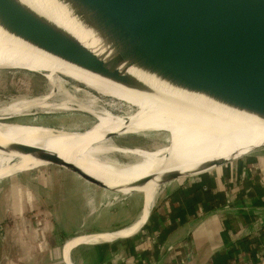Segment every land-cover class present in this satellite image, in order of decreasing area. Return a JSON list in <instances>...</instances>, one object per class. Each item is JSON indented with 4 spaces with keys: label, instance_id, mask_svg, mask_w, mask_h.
I'll return each instance as SVG.
<instances>
[{
    "label": "bare ground",
    "instance_id": "obj_1",
    "mask_svg": "<svg viewBox=\"0 0 264 264\" xmlns=\"http://www.w3.org/2000/svg\"><path fill=\"white\" fill-rule=\"evenodd\" d=\"M4 1V4L14 6L32 21H48L58 26L101 60L107 62L113 57L114 53L99 35L92 28L84 25L81 19L60 0ZM1 29L0 69H23L42 74L50 86V92L43 97L13 102L0 111V143L22 145L58 154L68 162L79 165L85 172L106 183L109 187L119 189L117 194L122 196L129 195L135 190L137 192L135 194L156 190L151 195L148 204L145 196L147 208L141 216V220H145L143 224L136 227L139 220L131 228L116 234H101L91 238L75 239L67 245V254L71 247L78 243L110 241L136 233L146 223L149 211L158 195L157 182L160 176L174 171L190 172L202 164L216 160H228L233 156L247 153L253 148L264 145L263 120L226 107L203 95L168 84L150 71H146L143 65H134L130 62L123 64L118 69L120 74L118 78L130 81L129 85L123 86L116 82L118 78L111 81L63 63L8 36ZM62 78L70 79L85 86V89L88 88L96 92L100 97L110 99L115 106L124 104V113L113 115L109 113L110 111H95L93 106L98 105L100 100H92L91 106L87 108L80 105L79 111L88 113L104 122L102 129L94 134L1 123L14 116L30 115L33 111L42 113L74 111L75 106L71 100L53 102V99L59 94L60 84L63 83ZM75 92L80 93L81 91L76 90ZM135 111H138V115L132 119L131 116ZM113 124L136 131L157 134L172 133L180 140L172 146L155 148L151 151L121 149L112 143L109 144L110 136H124L112 134L109 131ZM124 128L119 129L127 131ZM103 151L117 152L134 158L135 161L126 165L111 162L102 163L97 161L94 156ZM18 161L20 162L16 164ZM45 165L29 156L16 153L5 154L0 151V180ZM115 166L122 173L137 172L136 175L134 174L135 176H140L141 172H150L155 180L140 189L128 190L123 186L130 184L121 183L122 181L114 180L108 176L107 171L111 174L115 173L113 169ZM117 177L121 178L122 176L119 174ZM135 182L137 181L131 182V184Z\"/></svg>",
    "mask_w": 264,
    "mask_h": 264
},
{
    "label": "water",
    "instance_id": "obj_2",
    "mask_svg": "<svg viewBox=\"0 0 264 264\" xmlns=\"http://www.w3.org/2000/svg\"><path fill=\"white\" fill-rule=\"evenodd\" d=\"M60 1L99 35L114 53L112 58L107 62L101 60L58 26L32 21L14 6L4 4V0H0V29L63 63L111 81L120 76L118 69L123 64L143 65L168 84L264 121V0ZM116 82L130 84L124 78ZM4 121L1 123L14 125ZM262 150L264 145L228 160L202 164L190 172L166 173L158 178L157 185L160 189L182 179L199 177ZM0 151L32 157L97 188L119 191L58 154L1 143ZM154 180L155 177L144 178L123 188L140 189ZM145 203L144 198L142 214Z\"/></svg>",
    "mask_w": 264,
    "mask_h": 264
},
{
    "label": "crops",
    "instance_id": "obj_3",
    "mask_svg": "<svg viewBox=\"0 0 264 264\" xmlns=\"http://www.w3.org/2000/svg\"><path fill=\"white\" fill-rule=\"evenodd\" d=\"M25 173L0 180V264H264V150L168 184L137 234L68 254L90 235L54 225L46 181Z\"/></svg>",
    "mask_w": 264,
    "mask_h": 264
},
{
    "label": "rangeland",
    "instance_id": "obj_4",
    "mask_svg": "<svg viewBox=\"0 0 264 264\" xmlns=\"http://www.w3.org/2000/svg\"><path fill=\"white\" fill-rule=\"evenodd\" d=\"M62 80L63 83L60 84L59 94L53 99V102L59 103L62 100H71L75 106L74 111L43 113L33 111L30 115L14 116L4 122L50 127L82 134H94L102 129V123L104 122L88 113L79 111L80 105L87 108L91 106L90 102L92 100H100L101 102L98 105L93 106L95 111H110L109 113L113 115L124 113V104L115 106L110 99L100 97L96 92L88 88L85 89V86L81 84L67 78H62ZM49 88L50 86L42 74L23 69H0V111L7 105L22 99L43 97L49 94ZM76 90L81 92H75ZM108 104H110V107L107 108ZM133 113L132 119L138 115V111ZM119 128L123 129L124 127L113 124L109 131L112 134H122L124 136L113 138L109 144L112 143L121 149L151 151L155 148L172 146L180 140L178 136L172 133L157 134L136 131L126 127L124 129L127 131H123ZM122 155L117 152L103 151L96 154L94 158L102 163L111 162L118 165H126L135 161L134 158ZM19 162H16V164ZM113 169L115 173L112 174L106 170L108 176L114 180L122 181L121 183L131 184V182L140 179L154 177L150 172H141L140 176H135L137 172L131 174L122 173L117 170L116 166ZM30 173L36 174L42 180H45L46 182L42 183L47 187L46 191L52 193L47 203H42V208L52 209V211L56 210L58 218L54 220L53 224L65 229L69 237L74 233L77 234L74 238L84 235L116 233L131 228L132 225H135L132 224L134 223L132 222L133 217L138 215L137 217L140 218L142 215L145 196L148 204L151 195L156 191L150 190L146 193L122 196L92 186L66 170L53 166L40 167L26 171L25 174ZM119 174L122 176L121 178L117 177ZM162 189L163 187L159 189L158 193ZM53 205L54 208L52 207ZM146 208L147 205L145 203L144 211Z\"/></svg>",
    "mask_w": 264,
    "mask_h": 264
}]
</instances>
